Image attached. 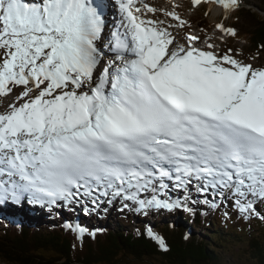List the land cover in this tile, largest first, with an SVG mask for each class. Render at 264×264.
Here are the masks:
<instances>
[{"label":"snow or ice","instance_id":"obj_1","mask_svg":"<svg viewBox=\"0 0 264 264\" xmlns=\"http://www.w3.org/2000/svg\"><path fill=\"white\" fill-rule=\"evenodd\" d=\"M111 6L109 29V0H0V206L89 213L120 199L121 211L194 212L195 187L206 205L227 198L264 220V63L194 33L181 42L170 29L187 22L174 10L164 15L175 25L149 18L145 0Z\"/></svg>","mask_w":264,"mask_h":264},{"label":"trees","instance_id":"obj_2","mask_svg":"<svg viewBox=\"0 0 264 264\" xmlns=\"http://www.w3.org/2000/svg\"><path fill=\"white\" fill-rule=\"evenodd\" d=\"M241 1L255 8H242L233 26L236 28L237 36L244 40L246 57L262 60L264 59V0ZM198 22L199 19L194 20L191 25ZM199 23L204 33L209 32L210 26L207 21ZM231 47L229 44L226 48L229 50ZM207 199H213L212 193ZM203 201L204 199L200 200L198 207L195 206L197 202L193 198L189 201V206L194 209V212H191L192 223L198 227L195 233L187 226V217H181L182 215L179 217L183 222V229H178L177 232H169L168 227L165 229L162 238L166 242L167 251L161 249L158 242L147 235V223L138 222L134 226L126 227L122 221L130 225L132 219L129 216L128 219L119 217V220L108 221L104 213L99 214L98 226L88 229L84 226L85 220L71 215L67 217L66 223L60 222L55 214H51L49 218L47 213L34 211L30 212L28 220L20 219L19 222L2 215L0 216V224L3 225L0 228V262L119 264L122 260L141 262L149 260L161 264H220L224 254L228 255L229 252L223 247L226 244L233 246L241 243L243 246L238 249L246 253L249 261L264 264V220L256 217L243 219L227 198L221 202L217 197L219 206L216 208L206 205ZM259 210L264 213V205H259ZM219 212L228 213L225 218L228 222L225 226L220 222L221 214L218 217H208ZM64 213L71 211L65 207ZM83 213L81 215H84ZM230 218L233 219V223ZM22 219H27V214L26 218ZM37 219L36 223L33 222ZM158 221L156 220L154 227L157 233L161 234V228L165 224ZM76 225L87 229L83 236L73 230ZM93 232L95 236L91 235ZM219 249H221L220 254Z\"/></svg>","mask_w":264,"mask_h":264},{"label":"rangeland","instance_id":"obj_3","mask_svg":"<svg viewBox=\"0 0 264 264\" xmlns=\"http://www.w3.org/2000/svg\"><path fill=\"white\" fill-rule=\"evenodd\" d=\"M146 3H148L149 5H151L152 7H154L155 9H157L155 14L152 13H148L147 16L149 18L152 19H157V20H163L165 21L166 24H173L175 25L177 22L175 20H173L171 17H166L164 15V10H168V11H176L180 17L182 19H184L187 23L185 26L181 27V28H171L170 30L177 36V38L179 40L186 38V36L189 33H194L198 36L201 37V41H205L208 40L209 42L213 43L216 46V51L217 52H226V45L231 43L232 37L230 33H226V32H222L221 30L217 29L216 25L217 24H221V21H223L224 19L227 20L226 15L224 17V14H218L214 16L212 15V11L213 8H215L212 5H204L201 10L198 9V4L197 5H193L192 1L189 0H145ZM110 3V7L106 9V17H107V21L111 20V25L109 26V29H111L117 21L120 19V15L118 12V8L111 6V0H109ZM217 9H220L218 7H216ZM204 10H207L204 13ZM199 19L200 21H207L208 24H212V26H210L208 35L203 36L202 32H201V23H197L195 25H191L192 22H194V20ZM209 20V21H208ZM113 24V25H112ZM229 25V24H228ZM226 28H231L229 26H225ZM232 47H233V51L231 54H233L236 58H237V52L242 50V47L244 46V44L240 41H234L233 43H231ZM201 47H204L205 45L203 43H201L200 45ZM242 58V56H241ZM253 63H262V61L260 59H255L253 61H250ZM17 93L19 92V89L15 90ZM3 105L0 104V110H2ZM171 188V187H169ZM192 189V187H191ZM179 193H174L173 192H169V195L172 196V199H176L177 197H179L180 199H184L185 197V193L182 190H179ZM182 191V192H181ZM188 197L190 199V197H194L196 196V198H199L201 196V193H198L195 189L194 192H189ZM188 199V201H189ZM24 206H28L29 204H25L23 203ZM36 206V205H34ZM82 205H74L71 206V210L73 211V213H67V214H75V217H78V214H81V209H82ZM91 204H89V208H91ZM122 207V201L117 199L115 200L111 205L107 204V202L105 201L104 203L101 204V206L99 207V209H97L98 214L106 212L108 214V216H122L125 212H129V214H131L132 210L130 209H124L123 211H121ZM20 208V207H18ZM33 209H36L38 212H40L41 214L44 213L46 214L45 211L46 208L49 209V207L47 206H41V207H33ZM17 208H11L9 207V211H11L13 213V215H18L17 213ZM51 212H54V214L58 215L59 221L64 222L66 218L68 217L67 214H64L63 211L61 210V206L60 207H51L50 208ZM171 211L168 210H149L148 215H146V217H144L143 213L141 214V218L146 220L147 224L149 226H151L154 221L156 219H160L163 216H167ZM176 212V210H175ZM60 213V214H57ZM168 213V214H167ZM188 211L182 209L181 214H187ZM98 214L93 211L91 213V211L89 213L86 214V216L88 218H85V224L87 227L89 226H96L98 224L97 222V216ZM165 214V215H164ZM174 216V215H173ZM174 218V217H172ZM136 222L133 223V225H136L137 222H141L138 221V219L135 220ZM243 245L241 243H237L233 246H230L228 244H226L223 248H227L229 250V252L227 253L228 255L223 256V259L221 260L220 264H255L251 261H249V258L246 256V253L244 251H241L238 248H241ZM221 252V249H219V254ZM0 264H4V262H0ZM119 264H161V263H157L154 261H132V260H122L119 262ZM214 264V263H213Z\"/></svg>","mask_w":264,"mask_h":264},{"label":"bare ground","instance_id":"obj_4","mask_svg":"<svg viewBox=\"0 0 264 264\" xmlns=\"http://www.w3.org/2000/svg\"><path fill=\"white\" fill-rule=\"evenodd\" d=\"M221 11H220V9H217V8H213V11H212V15L214 16V14L215 15H218L219 13H220ZM238 15V14H237ZM115 21H119V20H116L115 19ZM209 21V20H208ZM204 22V21H203ZM109 25H111V24H109ZM113 25V24H112ZM204 26H205V24H204ZM210 26H212V24H210ZM208 27V26H207ZM182 192V191H181ZM39 207H41V205H38ZM259 207V206H258ZM263 210V209H262ZM204 218V217H203ZM230 221H231V223H233V219H231L230 218ZM247 221V220H246ZM246 221H245V223H246ZM249 222V221H248ZM250 223V222H249ZM248 225V224H247ZM252 225V224H251Z\"/></svg>","mask_w":264,"mask_h":264},{"label":"water","instance_id":"obj_5","mask_svg":"<svg viewBox=\"0 0 264 264\" xmlns=\"http://www.w3.org/2000/svg\"><path fill=\"white\" fill-rule=\"evenodd\" d=\"M213 1H214L216 4L222 6V5L219 3V0H213ZM235 7H237V6H235Z\"/></svg>","mask_w":264,"mask_h":264}]
</instances>
